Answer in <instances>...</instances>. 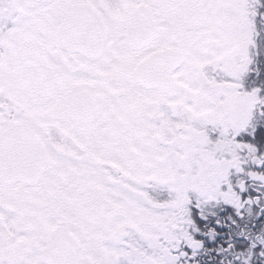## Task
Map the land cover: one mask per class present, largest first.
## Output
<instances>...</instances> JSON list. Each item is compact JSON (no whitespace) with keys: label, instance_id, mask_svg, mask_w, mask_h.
Returning a JSON list of instances; mask_svg holds the SVG:
<instances>
[{"label":"snow or ice","instance_id":"obj_1","mask_svg":"<svg viewBox=\"0 0 264 264\" xmlns=\"http://www.w3.org/2000/svg\"><path fill=\"white\" fill-rule=\"evenodd\" d=\"M0 264H264V0H0Z\"/></svg>","mask_w":264,"mask_h":264}]
</instances>
